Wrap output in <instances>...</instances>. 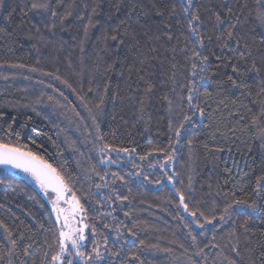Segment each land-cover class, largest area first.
I'll list each match as a JSON object with an SVG mask.
<instances>
[{
    "label": "trees",
    "instance_id": "obj_1",
    "mask_svg": "<svg viewBox=\"0 0 264 264\" xmlns=\"http://www.w3.org/2000/svg\"><path fill=\"white\" fill-rule=\"evenodd\" d=\"M181 2L52 0L53 17L30 10L31 0H0V142L31 149L65 176L88 225L81 251L103 255L92 264H264V212L241 205L227 223H206L235 200L264 206V24L255 0H193L208 56L207 71L195 69L201 117L182 100L201 61ZM228 8L217 24L213 13L227 17ZM231 24L241 47L229 42L230 51L216 37ZM253 61L259 72L249 71ZM230 75L247 87H231ZM185 114L193 119L177 137ZM102 144L129 152L102 154ZM0 181V221L16 241L0 228V264H51L59 227L50 205L22 177Z\"/></svg>",
    "mask_w": 264,
    "mask_h": 264
},
{
    "label": "snow or ice",
    "instance_id": "obj_2",
    "mask_svg": "<svg viewBox=\"0 0 264 264\" xmlns=\"http://www.w3.org/2000/svg\"><path fill=\"white\" fill-rule=\"evenodd\" d=\"M60 0H56V4H59ZM256 5L258 6L257 10V19L261 22V24H264V0H255ZM193 7V0H182L180 3V8L187 16V24H188V32L190 34L189 38L192 39L193 48L191 50L192 57L196 58L198 57L201 61V64H197L195 62L192 63V69L194 70L192 72V79L190 80V83L188 85H185L187 89V96L185 98H182V100H186L190 110L193 111V114L199 113L201 117L205 114V109L200 107L198 103H196L197 100V92H198V82L196 80V77L198 73L195 71V69L199 68L200 72H206V64L208 62V56H205L202 54V49L204 48V36L199 31V27L203 25L204 21L201 19L200 15H198L196 12H189V9ZM30 10H42L45 12H50L51 16L55 17L58 15L56 6L52 3V0H31V7ZM173 12H175V5L172 9ZM232 8L227 9L228 16L222 17L220 12H214L213 15L215 16V20L217 24H223L224 20L231 17L232 15ZM251 14V13H249ZM67 15H70V13H67ZM237 21H239V17H236ZM55 27V25H52L49 27V30L51 31V28ZM235 28L236 24H231L229 28L222 30L220 34L216 37L217 40H223V44L221 45L222 49L227 48L231 51L230 43L234 42L237 49L241 47V43L239 39H236L235 34ZM39 31V29H37ZM107 38V37H106ZM113 40L116 39V36L111 37ZM171 38V37H170ZM209 40L212 39L211 36L208 37ZM242 47L244 49H248L249 45L247 43L243 44ZM245 52H240L241 59H245ZM248 56H251V52L247 53ZM219 60L220 57H217ZM13 67H25L24 65H13ZM32 71H35L36 69H31ZM255 70L256 72H259V69L256 67L255 61L252 62V68L249 69V71ZM232 71L237 76L240 74V70L233 65ZM205 77L201 76L200 79H204ZM59 79V77H57ZM228 81L231 82V87L233 88H240V87H247L246 85H242L238 82L237 79H235L233 76L227 77ZM65 83H67L65 81ZM68 87H71V85H68ZM91 91V89H89ZM148 91H151V88L149 87ZM264 92V89L261 90ZM210 95V93H209ZM51 99V97H49ZM167 99V97H166ZM169 104H171V100L168 101ZM104 103V96H100L99 102L95 105L96 108H99ZM141 105H143V101H140ZM91 109H89V112L91 113ZM4 113L0 112V119L3 118ZM261 115L264 116V108L261 110ZM93 121L95 122V116L92 117ZM193 119L192 115L185 114L183 117V121L181 122L179 129L176 131V136L179 137L181 135L180 129H183L185 127V123L190 122ZM240 119H243L241 116ZM252 124H257V117L252 118ZM171 127V125H170ZM261 131H264V129H261ZM9 134H11V126H9ZM17 135H19L17 133ZM98 139H102V137H98ZM177 143H179V140H177ZM105 151H111V152H129L128 148H115L108 144H102L99 147V152L104 153ZM131 151H135V149H131ZM141 159H146V157H141ZM169 160L172 159V156L169 155ZM116 161L113 160L111 157L108 158L107 161H104V163H115ZM0 165L5 166H11L16 169H20L23 172L27 173L39 186L41 191L45 193V195L54 194L55 198L51 199L52 209L56 213V221L57 223H60L61 216H63V222L60 223V229L58 231V237H57V247L58 251L51 255V264H74V261L76 258H79L80 260H87L88 264H92V262L99 261L103 259V255L98 250V248H93V253H95V256H93L90 253H86L84 251H81V248L84 247V241L87 239V237L84 235V228L88 227V225H84V227H77L75 225V216L78 212H83L84 207L80 203V200L77 198L75 192L72 191V189L69 187L68 182H66L65 176L61 174V171H58L57 168L53 167L52 164L48 163L47 160H45L42 156L37 154L36 152H33L31 149H25L24 146L21 145H13L11 143H5L0 142ZM115 175V174H114ZM103 179V177H101ZM121 179H123L121 177ZM0 183H3V181H0ZM97 187H100V185H97ZM260 181H257V195L260 194ZM72 192L71 199H67L65 194ZM179 194V205L184 208L185 211H189L188 205L185 202V196L183 193ZM123 199H127V197H123ZM63 201L66 204L70 205L69 209H64L60 207V203ZM245 206L247 208H250L252 210H259L261 212H264V206L258 205L256 201H252L251 203L247 201H240L235 200L233 203L227 204L223 210L222 213L217 218L215 215H213L210 219L206 220V223L213 224L214 221L217 222H223L227 223L233 215L236 213V210L239 206ZM198 211V210H197ZM197 211H191L189 214L193 217L197 215ZM203 215V213H200ZM127 215V213H126ZM83 222V218L79 221V223ZM247 223V220L245 221V224ZM107 227V225H105ZM199 227L203 228L204 225L201 224ZM0 228H3L4 231L7 233V238L9 239L10 243L15 246L16 241L11 239L12 232L8 228V226L3 222L0 221ZM96 229L92 228L93 235L95 234ZM235 233H232L234 235ZM215 239V237H213ZM193 240L195 241V237H193ZM47 242V241H46ZM143 243V242H141ZM28 247H31L29 245ZM51 247V246H49ZM74 250V251H73ZM232 252L236 254V256L240 255V252L238 251L236 246L232 247ZM11 254V253H10ZM119 253H113V255H118ZM25 255H29L27 249H25ZM45 256H48V252L44 253ZM264 255V254H262ZM71 257V259H69ZM2 259V258H0ZM225 259L228 260V264H237V261L235 259H231L228 257H225ZM9 264H11V261H9ZM21 264H25L24 261L21 262ZM33 264L35 262L33 261Z\"/></svg>",
    "mask_w": 264,
    "mask_h": 264
},
{
    "label": "rangeland",
    "instance_id": "obj_3",
    "mask_svg": "<svg viewBox=\"0 0 264 264\" xmlns=\"http://www.w3.org/2000/svg\"><path fill=\"white\" fill-rule=\"evenodd\" d=\"M0 173H12L14 175H17L19 177L24 178L25 180L29 181L30 183H32L37 188V190L41 193V195L44 197V199L46 200V202L50 205V207L52 209V204H51L50 201H51V199H54L55 198L54 194L45 195V193L43 191H41V189L36 184V182L27 173L23 172L20 169L11 168V167H7V166H4V165H0ZM65 196H66L67 199H71L72 194L69 192V193H66ZM60 207H62L64 209H69L70 208V205L64 203L63 201H61ZM52 211H53V209H52ZM53 213H54V216H55V219H56V213L54 211H53ZM81 218H83V222L82 223H79V221L81 220ZM62 222H63V216H61L60 223H62ZM75 222L76 223H75L74 226H77V227H84V225H86L85 219H84V216H83V212H78L76 214V216H75ZM60 223H58L59 229H60ZM84 235L87 237V229L86 228H84ZM86 240L84 241V247L81 248V250L85 248V246H86ZM69 259H71V257H69ZM75 260L80 261L79 258H76Z\"/></svg>",
    "mask_w": 264,
    "mask_h": 264
},
{
    "label": "water",
    "instance_id": "obj_4",
    "mask_svg": "<svg viewBox=\"0 0 264 264\" xmlns=\"http://www.w3.org/2000/svg\"><path fill=\"white\" fill-rule=\"evenodd\" d=\"M5 166V165H4ZM7 167H11V166H7ZM11 168H13V167H11Z\"/></svg>",
    "mask_w": 264,
    "mask_h": 264
}]
</instances>
